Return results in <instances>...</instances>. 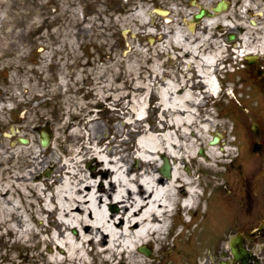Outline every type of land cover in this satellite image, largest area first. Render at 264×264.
Masks as SVG:
<instances>
[{"label":"rangeland","instance_id":"obj_1","mask_svg":"<svg viewBox=\"0 0 264 264\" xmlns=\"http://www.w3.org/2000/svg\"><path fill=\"white\" fill-rule=\"evenodd\" d=\"M207 1L211 9L219 0ZM228 1L231 4L222 13L234 26L223 22L211 26L210 31L219 41L214 36L205 44L214 48L226 42L221 57L226 62L233 60V49L238 48L241 22L258 25L264 12V0ZM244 2L247 5L242 7ZM126 3L128 7L139 4L136 17L119 9ZM200 4L199 0H0V142L2 139L11 146L5 153L0 148L2 156L10 155L5 165L13 160L11 150L15 146L40 149L42 127L52 133L53 144L47 147V153H56L59 159L65 158L71 147L79 146L67 139L72 132L80 136V142H87L90 136L94 146L114 145L118 154L126 152L122 138L134 144L142 133L137 126L142 120L139 116L146 128L160 123L158 92L162 81H173L185 72L194 76L197 71L194 65L186 67L180 62L179 56L189 59L188 56L175 51L167 36L171 31L165 33L160 27L169 29L179 21L183 30L206 35L205 20L196 21L194 30L187 23ZM230 32H236L238 37L229 40ZM241 67L235 71L217 67L224 76V90L232 86L234 91L222 92L215 101H211L214 96L210 94L198 107L199 112L204 111L203 116L212 115L219 122L217 130L212 128L207 134V143L221 130L222 144H233L222 165L225 208H218L213 192L208 210L200 214L198 209L192 226H182L184 236L159 250L148 245L151 252L147 256L155 259L148 264H220L229 255L227 247L233 235L246 234L264 223V53L247 57ZM202 89L203 86L196 90ZM125 92L130 95L126 97ZM69 120L72 123L64 132ZM255 122L260 134L252 129ZM98 126L101 128L96 132ZM19 135L27 137L30 144L21 143ZM255 142L263 147L255 150ZM88 162L95 164L89 160L83 166L88 168ZM50 169L46 167L41 174L47 175ZM45 221L44 216L42 223ZM222 231L223 250L218 245ZM12 237L0 229V264H41L33 254L55 249L44 242L38 247L17 246ZM189 238L194 242L188 246ZM255 240L261 246L264 233ZM179 243L187 245V249L175 251ZM27 253L32 257L28 255L22 262ZM96 258L92 255L89 260L92 263Z\"/></svg>","mask_w":264,"mask_h":264},{"label":"bare ground","instance_id":"obj_2","mask_svg":"<svg viewBox=\"0 0 264 264\" xmlns=\"http://www.w3.org/2000/svg\"><path fill=\"white\" fill-rule=\"evenodd\" d=\"M199 2V7L208 8L207 0ZM128 5L120 4L119 9L136 17L139 4ZM246 5L244 2L242 7ZM216 14L203 18L208 29L206 35L183 30L179 21H174L169 29L160 27L165 33L171 31L167 36L175 51L188 56L189 59L179 56L180 62L186 67L194 65L197 71L194 76L185 72L173 81H162L158 92L160 123L146 128L143 117L139 116L142 120L137 126L142 133L134 144L122 138L126 152L118 154L114 145L94 146L90 136L87 142H80V136L73 132L74 137L67 134V139H73L79 146L68 149L66 154L70 155L65 158L59 159L54 151L47 153L49 145L40 149L15 146L11 150L13 160L5 165L10 155L2 156L0 152V229L12 234L13 244L54 245L56 250L42 249L33 254V259L41 264H148L155 259L147 256L141 247L152 244L159 250L161 246H171L185 235V227L175 228L176 223L192 226L195 217L185 220L180 215L176 223L171 221L177 208L196 216L200 209L203 214L213 192L218 208H225L222 165L231 149L222 144L221 130L217 142L207 143V134L212 128L217 130L219 122L212 115L203 116L204 111L198 109L207 96L220 91L214 69L227 48L226 42L207 48L208 41L215 36L210 27L222 22L234 26L227 22L225 14ZM260 18L258 25L251 26L246 21L240 25L237 50L248 57L264 53V12ZM187 23L194 30V20L190 18ZM201 86V92L196 90ZM97 90L101 91V87ZM124 94L127 97L130 92ZM71 123L66 121L64 132ZM83 136L86 137L85 132ZM1 146L3 153L11 147L2 139ZM200 147L202 150L198 151ZM164 157L173 164L168 177L160 172L159 162ZM89 160L95 164L88 162L86 168L83 162ZM48 166L50 173L42 175ZM200 179L204 183L201 196L204 203L196 207L199 194L195 187L202 184ZM44 216L46 221L42 223ZM34 222L40 226L37 228ZM223 231L218 238L221 250L225 247ZM31 240H36L35 244ZM188 241V246L194 242L191 238ZM187 245L179 243L175 251L185 250ZM28 255L21 261L31 256ZM92 255L97 260L91 263Z\"/></svg>","mask_w":264,"mask_h":264},{"label":"water","instance_id":"obj_3","mask_svg":"<svg viewBox=\"0 0 264 264\" xmlns=\"http://www.w3.org/2000/svg\"><path fill=\"white\" fill-rule=\"evenodd\" d=\"M228 6V2L225 1V0H220L215 6H214V10L215 11H221L223 9H226ZM161 13H165L166 11L164 10H159ZM213 13L210 12L207 8L205 7H200V10L197 11L195 14H194V17H193V20L194 21H198L200 19H202L204 16L206 15H212ZM236 37V34L235 33H231L229 35V39H234ZM253 130L260 133V127L258 125V123H254L253 124ZM40 135H41V145L42 146H47L50 142V138H51V131L48 127H45V128H41L40 129ZM19 140L21 142H24V143H27L28 142V139L27 138H24V137H19ZM218 141V138L217 137H214V139L212 140V142H217ZM262 148V144L259 143V142H255L254 143V149H261ZM162 172L164 175L166 176H170L171 174V170H170V165L168 163V159L165 158V164L162 166L161 168ZM46 174H49V172L47 171ZM232 250L236 256V258H241V254L245 253L246 254V250L243 248L241 250V252H239L234 244L232 243ZM143 251H145L146 253H149L150 250L149 249H146V248H142Z\"/></svg>","mask_w":264,"mask_h":264},{"label":"flooded vegetation","instance_id":"obj_4","mask_svg":"<svg viewBox=\"0 0 264 264\" xmlns=\"http://www.w3.org/2000/svg\"><path fill=\"white\" fill-rule=\"evenodd\" d=\"M262 233H264V230H259L258 233L253 236H243L242 244L254 252V255L248 256L247 259H241L240 261L231 260V256L227 255V259L231 261L229 260L230 263L227 262L226 264H264V242H261L260 246L257 243L258 240H255V237ZM230 251L231 249L228 247V252Z\"/></svg>","mask_w":264,"mask_h":264}]
</instances>
